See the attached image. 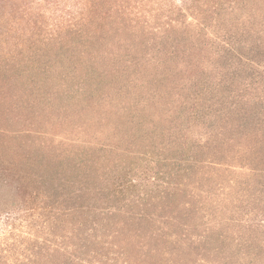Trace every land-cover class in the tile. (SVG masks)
<instances>
[{
  "label": "trees",
  "instance_id": "obj_1",
  "mask_svg": "<svg viewBox=\"0 0 264 264\" xmlns=\"http://www.w3.org/2000/svg\"><path fill=\"white\" fill-rule=\"evenodd\" d=\"M58 1L67 8L54 27L73 34L80 53L65 96L100 98L105 111L112 100L144 96L164 116L178 107L187 128L154 159L174 174L183 169L188 182L141 192L133 168L109 164L104 153L147 152L100 140H75L49 156L0 147L8 158L0 162V264H171L213 229L223 239L231 218L214 216L222 204L208 201L216 202L210 189L226 186L196 172L264 178V0ZM258 213L249 228L262 236L249 264H264V201Z\"/></svg>",
  "mask_w": 264,
  "mask_h": 264
},
{
  "label": "rangeland",
  "instance_id": "obj_2",
  "mask_svg": "<svg viewBox=\"0 0 264 264\" xmlns=\"http://www.w3.org/2000/svg\"><path fill=\"white\" fill-rule=\"evenodd\" d=\"M62 8L64 13L67 3L60 4L58 0H0V147L49 156L48 151L58 152L75 140L90 143L100 140L122 149L147 152L145 156L104 153L109 164L120 159L117 164L133 168L131 174L141 192L154 196L167 186L166 181L188 182L181 173L183 169L179 175L174 174L171 164L161 162L162 165H157L154 159L155 156L158 159V146H165L169 135L176 136L177 128H187V115L182 117L177 112L178 107L170 117L164 116V106H153L154 101L149 100L151 96H144L128 99L130 103L122 98L112 100L113 108L107 105L110 111H105L99 109V104L97 106V102L102 101L100 98L65 96L63 89L73 86L71 73L79 63L80 53L73 43L75 36L71 33L60 35L54 27ZM141 118L144 119L140 121ZM114 128L119 129L115 131ZM146 128H158L163 134ZM126 132L133 133L132 137ZM177 146L179 144L173 143L171 148ZM164 153L162 155L174 152ZM183 156L179 153L180 159ZM6 159L0 155V162ZM184 162L180 160L182 167ZM239 172L244 171L216 174L210 170L208 174L203 168L196 172V177L204 174L213 178L214 183L226 186L210 189L217 193L216 202L208 203L212 206L222 204L216 205L215 212L211 210L214 216L221 214L231 219L223 226V239L217 238L221 228L213 229L209 239L196 249H187L181 256L174 252L171 264H249L257 251L256 238L262 236L261 232L249 228V224L263 208L264 178L253 175L244 178ZM257 182L260 185L256 186ZM186 191L180 187L178 193ZM153 202L151 206H155L156 201ZM14 227L26 230L17 223Z\"/></svg>",
  "mask_w": 264,
  "mask_h": 264
}]
</instances>
